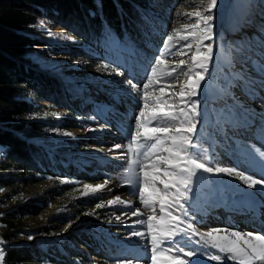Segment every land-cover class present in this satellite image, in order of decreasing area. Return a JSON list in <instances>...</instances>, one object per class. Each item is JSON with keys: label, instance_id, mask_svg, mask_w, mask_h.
<instances>
[{"label": "rangeland", "instance_id": "rangeland-1", "mask_svg": "<svg viewBox=\"0 0 264 264\" xmlns=\"http://www.w3.org/2000/svg\"><path fill=\"white\" fill-rule=\"evenodd\" d=\"M157 2L163 3L162 0ZM209 2L177 1L168 11V17L162 20L165 26L160 31L164 41L168 34L175 37L174 29L180 30V35L186 34L184 26L194 24L195 18L184 13L200 11L206 15ZM227 3L224 6L225 0H217V7L213 9L214 39L204 41L205 44H213V59L207 66L206 79L201 82L200 94L192 97L193 101L199 102L198 145L211 166L232 167L255 179H264V167L258 162L259 153L264 152V31L256 32L252 27V24L264 22V18L256 15L250 23L247 19L252 16L251 7L231 1ZM228 6L231 9L229 14L241 22L237 32H234L237 26L229 27L230 19L225 16ZM37 21L38 35L51 44L48 43L46 49L42 45L35 48L31 58L39 69L67 83L74 99L67 109L51 105L45 108L48 111L46 114L52 115L46 120L66 122L61 125L62 129L58 128L50 134L60 136L64 143L72 144L71 151H77L78 156L75 157L89 170L86 180L46 177L26 189L29 197L46 188L57 193L56 199L39 215L26 219L31 224H37L47 218H63L54 235L56 238L76 229L86 231L88 242L82 244V248L92 260L91 264H117L121 259H132L133 264L136 261L150 264L148 240L129 235L135 230L146 232L143 226L134 223L138 217L130 215L132 207L139 208L142 213H147L148 209L139 203L136 185L125 183L128 179V160L131 159L127 146L131 142L139 95L138 90H130L126 81L132 80L133 84L142 86L147 65L162 46L154 43L152 48L140 47L137 54H133V49L125 48L116 52L114 57L111 55L107 61L100 60L96 56H82L84 51L77 48L71 52L69 45L81 43L69 31L45 19ZM40 21H44L43 26ZM222 30L225 33L219 36ZM240 34H245L244 39L240 40ZM54 43L69 45L57 48ZM182 43L175 39L173 41L177 47ZM195 48L196 44L193 43L191 51L185 49L186 56L172 55L176 49L171 48L165 56L167 63L160 66L158 75L163 76L165 69L175 67L177 79L162 80L150 86L148 111L155 106L153 101L161 97L160 87H164L169 95L178 94L184 87L187 77L182 72L192 67L191 55ZM181 58L186 60L183 69L179 65ZM173 100L179 107L178 95L173 96ZM94 103L97 105L93 108ZM116 145L121 147L116 148ZM85 185L104 187L93 193L91 189H85ZM2 195L4 192L0 197ZM117 196L130 202L132 207L119 202L110 206L108 201ZM253 198L261 201L262 211L261 219L253 218L252 221L253 212L249 211L248 201L253 203ZM191 203L194 211L190 209V213L201 231L218 228L229 232L264 234V191L260 186L250 188L239 178L227 174L200 172L194 178ZM98 204L104 206L98 208ZM119 237L121 242L127 240L134 245L133 250H129L134 251L132 255L129 256L126 247L117 245L115 249L111 246L110 243L118 242ZM192 260H199L200 264H238L233 260L211 261L206 255L203 258H189V264Z\"/></svg>", "mask_w": 264, "mask_h": 264}, {"label": "trees", "instance_id": "trees-1", "mask_svg": "<svg viewBox=\"0 0 264 264\" xmlns=\"http://www.w3.org/2000/svg\"><path fill=\"white\" fill-rule=\"evenodd\" d=\"M162 1L160 4L157 0H0V194L4 192L0 197V241H3L0 247L5 254L3 264L92 262L82 248V244L88 242L86 231L76 229L56 238L54 235L63 218H47L37 224L26 219L39 215L57 194L56 190L46 188L29 197L26 189L46 177L86 180L89 170L75 157L77 151H71L72 144L50 134L62 129L61 125L66 122L46 120L52 115L46 114L45 108L51 105L67 109L74 99L67 83L39 69L31 58L35 48L42 45L46 49L50 43L38 35L37 20L56 23L81 43H54L57 48L69 45L71 52L77 48L84 51L82 56L107 61L125 48L137 54V48H152L154 43L163 45L160 30L165 24L162 20L180 0ZM230 1L251 7L248 22H253L252 17L256 15L264 18V0ZM230 1L225 0L226 4L220 6H227ZM229 13L230 7L225 16L230 19L229 27L237 26L234 30L237 32L241 22ZM263 23L252 24V27L256 32L264 31ZM224 33L222 30L219 36ZM244 36L238 37L242 40ZM94 105L97 104L94 103L93 108Z\"/></svg>", "mask_w": 264, "mask_h": 264}, {"label": "snow or ice", "instance_id": "snow-or-ice-1", "mask_svg": "<svg viewBox=\"0 0 264 264\" xmlns=\"http://www.w3.org/2000/svg\"><path fill=\"white\" fill-rule=\"evenodd\" d=\"M216 7L217 0H210L205 9L206 15L200 11L184 13L185 16L194 17L195 23L184 26V35L179 34L180 30L174 29L175 37L173 34L166 36L157 56L147 65L145 83L138 87L132 80L126 81L130 90H138L139 95L131 142L127 146L131 159L128 160V179L125 183L136 185L139 203L148 212H140L139 208L132 207L130 202L121 200L119 196L108 201V204L111 206L119 202L132 207L130 215L138 217L134 223L143 226L146 232L135 230L129 235L148 240L150 264H189V258H203L205 255L207 259L216 262L233 260L238 261V264H264V234L229 232L218 228L201 231L190 213V209L194 211L191 203L194 178L200 172L227 174L239 178L250 188L260 186L261 191H264V179H255L232 167L211 166L198 145L199 102L193 101L192 97L200 94L201 82L206 79L207 66L213 59L214 46L212 43L205 44L204 41L214 39L212 12ZM40 24L43 26L44 21H40ZM174 39L183 43L177 47L173 44ZM193 43L196 48L191 55L192 67L182 72L187 77L186 84L178 94L172 95L164 87H160L161 97L153 101L155 106L148 111L150 86L159 84L162 80L177 79L174 75L175 67L165 69L163 76L158 75L160 66L167 63L165 56L171 48L176 49L172 55L186 56L184 50L191 51ZM185 64L186 60L181 58L179 65L182 69ZM177 95L179 107L173 100V96ZM258 162L264 167V152L259 153ZM84 187L95 193L104 185ZM103 206L97 205L98 208ZM29 239L32 237L29 236ZM4 258V251L0 249V264H3ZM117 264H133V260L121 259ZM136 264L139 262L136 261ZM191 264H200V261L192 260Z\"/></svg>", "mask_w": 264, "mask_h": 264}, {"label": "bare ground", "instance_id": "bare-ground-1", "mask_svg": "<svg viewBox=\"0 0 264 264\" xmlns=\"http://www.w3.org/2000/svg\"><path fill=\"white\" fill-rule=\"evenodd\" d=\"M253 203L252 202H250V201H248L249 203V207H250V209H249V211L250 210H252V212H253V215H252V221H253V218H256V219H258L259 220V218L261 219V216H260V213H261V207H262V204H261V201H259L257 198L255 199V198H253ZM257 221V220H256ZM254 222H255V220H254ZM240 229H243L242 227H239ZM246 231V230H245ZM248 231V230H247ZM246 231V232H247ZM245 233V232H244Z\"/></svg>", "mask_w": 264, "mask_h": 264}]
</instances>
